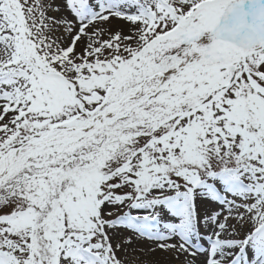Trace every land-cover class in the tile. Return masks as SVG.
Returning a JSON list of instances; mask_svg holds the SVG:
<instances>
[{
  "label": "snow or ice",
  "instance_id": "snow-or-ice-1",
  "mask_svg": "<svg viewBox=\"0 0 264 264\" xmlns=\"http://www.w3.org/2000/svg\"><path fill=\"white\" fill-rule=\"evenodd\" d=\"M0 264H264V0H0Z\"/></svg>",
  "mask_w": 264,
  "mask_h": 264
}]
</instances>
